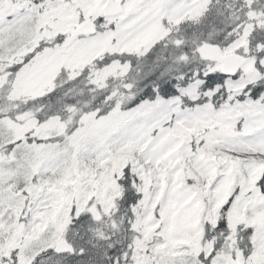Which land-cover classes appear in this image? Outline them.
<instances>
[{
	"label": "snow or ice",
	"instance_id": "6c2138e0",
	"mask_svg": "<svg viewBox=\"0 0 264 264\" xmlns=\"http://www.w3.org/2000/svg\"><path fill=\"white\" fill-rule=\"evenodd\" d=\"M0 264H264V0H0Z\"/></svg>",
	"mask_w": 264,
	"mask_h": 264
}]
</instances>
